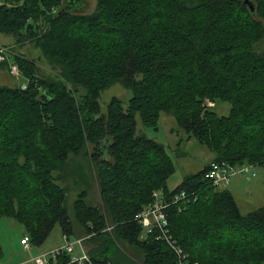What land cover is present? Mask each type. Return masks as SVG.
Listing matches in <instances>:
<instances>
[{"label":"trees","instance_id":"obj_1","mask_svg":"<svg viewBox=\"0 0 264 264\" xmlns=\"http://www.w3.org/2000/svg\"><path fill=\"white\" fill-rule=\"evenodd\" d=\"M248 1L253 11L245 0H96L86 13L59 12L63 0H0V33L38 53H11L25 86H0V218L19 222L32 244L58 223L85 238L92 264H175L135 219L159 191L183 264H264V205L241 213L205 177L212 162L264 168V0ZM41 59L55 79L39 76ZM117 82L131 92L127 106L112 97L102 109L100 92ZM216 101L227 115L211 109ZM162 111L213 153L173 189L164 145L136 135V114L156 129ZM81 153L99 203L81 191L71 219L53 173ZM69 259L64 251L55 262Z\"/></svg>","mask_w":264,"mask_h":264},{"label":"rangeland","instance_id":"obj_2","mask_svg":"<svg viewBox=\"0 0 264 264\" xmlns=\"http://www.w3.org/2000/svg\"><path fill=\"white\" fill-rule=\"evenodd\" d=\"M81 1L84 4L82 10L84 9L86 13L95 9L96 0ZM69 8L75 10L76 3H72ZM76 9L81 8L77 7ZM1 46L9 48L12 54L13 52L26 53L25 49L30 48L33 57L35 59L38 57V53L31 47L32 45L28 43L22 46L17 45L11 36L2 33H0ZM36 64L39 76L56 78L57 71L51 69L46 59H41L38 62L36 60ZM2 68L3 71H0V86L19 87L25 83V79L21 75L14 77L9 73L6 66ZM130 96L131 92L121 83L117 82L100 92L99 101L102 109L105 110L109 99L117 97L125 108ZM210 106L218 115H227L229 110V104L225 101H216ZM135 120L136 135H145L162 143L173 162L174 171L167 179V187L169 189H173L179 185L186 176L202 169L213 158V153L195 138H189L187 132L179 126L175 117L167 111L160 112L156 129L144 126L139 114H136ZM104 145L105 143H103L102 148ZM88 150H91L90 145L88 146ZM253 170L256 172V176H244L247 181L243 178L244 186L234 196L241 213H247L264 205V169L256 166ZM53 176L54 182L64 189V206L71 219H73L72 203L81 191H87L86 200L89 203H99L98 187L89 155L81 153L72 156L64 167L53 173ZM226 186L224 185L220 188H225ZM25 235L24 227L19 222L12 218H0V264H11L20 261L26 257H32L37 253L47 252L54 246L63 243L62 232L58 223L54 225L42 243L32 244L29 242L30 249L28 251H24L20 245V238ZM75 252L77 253V249H75ZM45 264L57 263L52 261Z\"/></svg>","mask_w":264,"mask_h":264},{"label":"built area","instance_id":"obj_3","mask_svg":"<svg viewBox=\"0 0 264 264\" xmlns=\"http://www.w3.org/2000/svg\"><path fill=\"white\" fill-rule=\"evenodd\" d=\"M10 54L11 52L9 48L2 46L0 47V62H7L6 64L9 73L14 77H18L20 75L19 68L16 63L10 61ZM24 86L25 84L22 85V87ZM208 104L211 105L212 103L208 102ZM254 167L256 166L253 164L230 165L223 162H212L209 165L205 177L210 180L213 185L224 186L229 183L232 176L237 174L247 177L256 176V172L253 170ZM152 197V202L139 211L135 215V219L139 222V224H141L145 233L155 231L156 238L164 240L175 251L177 255L175 264H183V256L180 248L177 247V245L168 235V220L164 210L168 206L169 202L164 200L162 194L159 191H154L152 193ZM185 197L186 193L181 191L173 196L171 202L176 203ZM62 238L64 242L61 246L56 247L49 252L38 255L34 258V261L37 264H42L49 260H56L57 256H59L61 252L66 251L70 254V259L66 264H72L73 262H76L77 264H92L83 244V240L85 238L79 237L70 239L64 235H62ZM20 243L25 247H29V242L26 235L21 238ZM75 249H77V253L75 252Z\"/></svg>","mask_w":264,"mask_h":264},{"label":"crops","instance_id":"obj_4","mask_svg":"<svg viewBox=\"0 0 264 264\" xmlns=\"http://www.w3.org/2000/svg\"><path fill=\"white\" fill-rule=\"evenodd\" d=\"M3 68L2 67H0V71L2 70ZM3 71V70H2ZM212 160V159H211ZM210 160V161H211ZM209 161V162H210ZM243 178H244V175H241V174H237V175H234V176H232L231 177V179H230V182L228 183V185L225 187L228 191H230L231 192V194L233 195V197L235 196V194H237L238 192H240L241 191V189L243 188V186H244V183H243ZM245 179V178H244ZM246 180V179H245ZM247 181V180H246ZM23 237V236H22ZM21 237V238H22ZM21 238H20V240H21ZM63 239V238H62ZM64 242V241H63ZM63 244V243H62ZM62 244H59V245H56V246H54L53 248H51V249H49V251L50 250H53L54 248H56V247H59V246H61ZM20 245L22 246V248H23V250L24 251H28L29 249H30V246L29 247H25L23 244H21L20 243ZM49 251H47V252H49ZM43 253H45V251H43V252H40V253H37L36 255H34V256H32V257H26V258H24L23 260H20V261H16V262H14V263H11V264H17V263H21V264H32V263H35V264H37L35 261H34V258L35 257H37L38 255H41V254H43ZM52 261H55V260H49V261H47V262H45V263H51ZM45 263H42V264H45Z\"/></svg>","mask_w":264,"mask_h":264},{"label":"water","instance_id":"obj_5","mask_svg":"<svg viewBox=\"0 0 264 264\" xmlns=\"http://www.w3.org/2000/svg\"><path fill=\"white\" fill-rule=\"evenodd\" d=\"M75 2H76L75 0H63V4H62V6L60 7L59 12L64 11V10H72V9L69 8V7H70V5H72V3H75ZM245 3L249 4V6H250V10L253 11V4L249 3L248 0H245ZM83 6H84V4H82L81 6H79V5L76 6V8H77V7H80L81 9H76V8H75V10H82V7H83Z\"/></svg>","mask_w":264,"mask_h":264}]
</instances>
